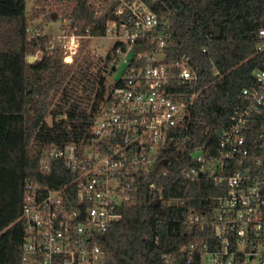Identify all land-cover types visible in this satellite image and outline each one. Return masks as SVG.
I'll return each mask as SVG.
<instances>
[{"label": "trees", "instance_id": "1", "mask_svg": "<svg viewBox=\"0 0 264 264\" xmlns=\"http://www.w3.org/2000/svg\"><path fill=\"white\" fill-rule=\"evenodd\" d=\"M97 1L35 0L27 12L26 0H0V264L21 263L26 184L58 188L73 178L61 162L53 161L45 171L40 160L53 145L89 142L107 93L105 70L119 44L105 57L86 51L66 61L53 37L41 31L33 36L31 26L41 20L43 27L56 17L62 30L103 36L118 2H106L99 13ZM143 1L169 24L175 39L170 56H190L199 75L198 94L188 129L174 132L159 166L141 176L135 201L124 206L123 217L97 243L106 264H199L188 263L180 252L188 238L201 234L185 221L225 184L188 182L189 153L200 146L213 153L217 131L241 102V90L252 84L253 70L264 68V52L257 50L264 0ZM212 26L221 30L219 38L209 32ZM35 51L42 56L29 62ZM151 183L162 187L161 199ZM179 198L184 199L175 201Z\"/></svg>", "mask_w": 264, "mask_h": 264}, {"label": "built area", "instance_id": "2", "mask_svg": "<svg viewBox=\"0 0 264 264\" xmlns=\"http://www.w3.org/2000/svg\"><path fill=\"white\" fill-rule=\"evenodd\" d=\"M108 1H97L99 13ZM113 1L115 17L103 36L119 44L105 72L121 60L124 71L107 87L89 142L53 145L40 160L45 171L61 162L73 178L58 188L26 184L20 264H106L97 240L135 201L141 176L159 166L174 132L189 127L199 83L190 56H170L175 39L169 24L145 1ZM62 31L53 39L66 61L78 55L83 38L100 37ZM257 50L264 52V28ZM240 97L228 124L217 131L213 153L204 146L189 153L185 179L225 184V190L190 211L185 223L201 234L180 246L188 263L264 264V68L253 70L252 84ZM150 189L163 197L156 183Z\"/></svg>", "mask_w": 264, "mask_h": 264}, {"label": "rangeland", "instance_id": "3", "mask_svg": "<svg viewBox=\"0 0 264 264\" xmlns=\"http://www.w3.org/2000/svg\"><path fill=\"white\" fill-rule=\"evenodd\" d=\"M34 1L35 0H26L27 12H29L33 7ZM62 24L63 22L60 18L53 17L47 24H44V26L42 27L41 20H37L31 26V35L34 36L38 31H41L44 35L47 36H51V37L61 36L63 35ZM114 43L115 40L110 36L85 37L81 41V48L79 50V53L83 54L86 51H91L92 53H96L98 55L105 57L108 51L113 47ZM31 55L35 56V59H38L42 56V52L35 51L34 53L30 54L28 58ZM124 67H125L124 63L121 60L114 70L105 72L107 87L112 86L114 82L119 77H121L124 71ZM48 120L50 121V118Z\"/></svg>", "mask_w": 264, "mask_h": 264}, {"label": "water", "instance_id": "4", "mask_svg": "<svg viewBox=\"0 0 264 264\" xmlns=\"http://www.w3.org/2000/svg\"><path fill=\"white\" fill-rule=\"evenodd\" d=\"M209 32L211 33V34H213L215 37H217V38H219L220 36H221V30L219 29V28H217V27H210L209 28ZM34 59H35V56H33V55H31L29 58H28V61L29 62H33L34 61ZM68 61H70V60H68ZM115 69V66H113L112 67V70H114Z\"/></svg>", "mask_w": 264, "mask_h": 264}]
</instances>
